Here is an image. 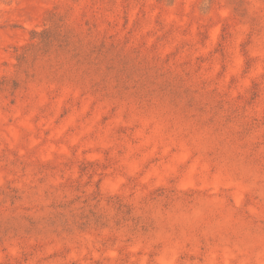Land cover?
I'll list each match as a JSON object with an SVG mask.
<instances>
[{"label":"rangeland","instance_id":"374dc122","mask_svg":"<svg viewBox=\"0 0 264 264\" xmlns=\"http://www.w3.org/2000/svg\"><path fill=\"white\" fill-rule=\"evenodd\" d=\"M0 264H264V0H0Z\"/></svg>","mask_w":264,"mask_h":264}]
</instances>
